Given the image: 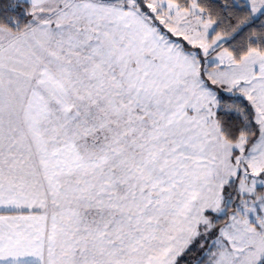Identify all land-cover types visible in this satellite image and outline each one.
Returning <instances> with one entry per match:
<instances>
[{
    "label": "snow or ice",
    "instance_id": "6c2138e0",
    "mask_svg": "<svg viewBox=\"0 0 264 264\" xmlns=\"http://www.w3.org/2000/svg\"><path fill=\"white\" fill-rule=\"evenodd\" d=\"M0 264H264V0H0Z\"/></svg>",
    "mask_w": 264,
    "mask_h": 264
}]
</instances>
